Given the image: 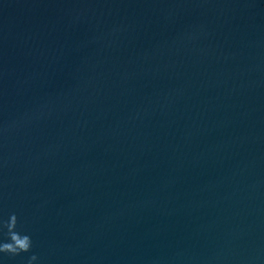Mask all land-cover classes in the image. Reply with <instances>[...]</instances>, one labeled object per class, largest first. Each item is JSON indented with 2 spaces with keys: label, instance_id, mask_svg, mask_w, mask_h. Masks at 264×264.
Segmentation results:
<instances>
[{
  "label": "water",
  "instance_id": "95a60500",
  "mask_svg": "<svg viewBox=\"0 0 264 264\" xmlns=\"http://www.w3.org/2000/svg\"><path fill=\"white\" fill-rule=\"evenodd\" d=\"M0 264H264V0H0Z\"/></svg>",
  "mask_w": 264,
  "mask_h": 264
}]
</instances>
